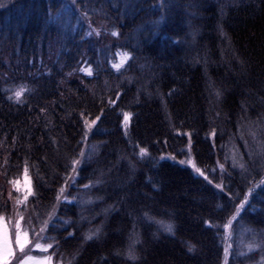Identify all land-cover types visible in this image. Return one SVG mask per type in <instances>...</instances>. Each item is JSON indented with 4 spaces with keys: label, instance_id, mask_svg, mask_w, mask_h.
Masks as SVG:
<instances>
[{
    "label": "trees",
    "instance_id": "16d2710c",
    "mask_svg": "<svg viewBox=\"0 0 264 264\" xmlns=\"http://www.w3.org/2000/svg\"><path fill=\"white\" fill-rule=\"evenodd\" d=\"M70 2L10 0L0 10V89L10 86L5 84V76L36 88L34 94L26 97L28 103L22 105L11 104L0 91V140L10 142L16 136L21 157L24 151L19 145L30 146L33 183L36 170L45 182L41 188L45 199L38 202L36 212H45L62 182L59 177L63 176L65 154L79 147H84L87 153L95 144L98 151L84 165L77 181L87 183L89 178L95 180L103 173L104 182L90 191L78 184L72 186L68 190L72 196H91L93 202L81 208L73 200L60 205L58 215L77 221L83 213L91 223L81 222L82 229L103 224V238L84 244L75 260L73 254L79 241L64 244L62 251L70 257L68 264H221L223 232L209 230L202 223L203 219H215L218 215L212 209L214 200L223 203L220 191L189 167L164 159L135 157L129 140L146 144L154 154L165 151L181 158L179 154L187 141L182 133L193 131L194 141H199L194 149L198 165L213 183L223 179L225 185L242 197L246 182L238 168L230 167L233 149L229 139L232 136L238 147L243 143L238 139L241 131L251 139L247 137L246 126L241 129L235 126L242 101L247 102L243 115L252 121L264 113V0H172L160 30V25L153 26L160 15L155 8L158 0H84L91 10L93 27L110 28L115 24L119 38L103 33L99 37H84L87 23L82 30L65 33L60 25L48 22L50 10L54 15L63 3ZM4 13L11 15L8 24ZM218 23L226 36L217 30ZM4 27L9 28L8 41L6 36L2 37ZM193 31L198 33L195 41ZM172 40L181 43L174 45ZM121 49L134 53L135 62L128 61L132 68L125 74L135 77L131 83L115 69L109 74V63H104L98 79L84 73L65 78L82 59L95 70V61L109 60ZM236 57L245 62L244 72L240 71ZM212 82L228 89L223 103L218 105L219 117L213 107ZM117 87L121 90L120 99L111 109L105 107L107 118L102 117L98 130L93 129L95 135L90 134L87 145H79L80 108L87 105L95 114L101 106L99 98L115 99ZM170 89L174 90L172 95H168ZM41 107L46 111L41 113ZM123 111L132 113L127 136L120 124ZM209 123L217 128L215 148L211 146V138H205ZM5 155L0 147V159ZM129 160L135 165L134 174ZM217 160L225 163L227 171L223 177ZM11 162L17 163L15 152ZM213 168L215 172L211 171ZM149 178L158 182L156 190L149 184ZM7 187L0 174L4 195ZM118 200L125 202L117 203ZM250 202L252 206H247V213L241 214L243 219L238 220L234 230L253 229L260 237L264 233V223L260 222L264 219V192L259 187ZM109 205L114 208L105 213ZM144 211L157 219H171L177 225L176 234L172 236L158 225L146 223L142 218ZM49 234L59 236L62 230L55 229ZM137 238L139 242L134 247L139 259H125L123 253ZM185 242L195 244L197 250L189 253ZM116 251L121 254H115ZM248 255L239 264H257L264 251L254 249Z\"/></svg>",
    "mask_w": 264,
    "mask_h": 264
},
{
    "label": "snow or ice",
    "instance_id": "6c2138e0",
    "mask_svg": "<svg viewBox=\"0 0 264 264\" xmlns=\"http://www.w3.org/2000/svg\"><path fill=\"white\" fill-rule=\"evenodd\" d=\"M172 0H158L155 8L160 11L159 17L153 21V26L158 27L164 22L167 12L170 10ZM3 3H0V8L4 7ZM90 9L84 4V0H71L70 3H63L61 8L56 10L55 14H52L50 10L48 13V22L60 25L65 33H75L77 29H83V25L87 23V31H84V37H91L93 35L99 37L103 34L110 35L112 37L119 38L120 32L115 24L111 25L110 28L93 27L92 22L89 18ZM68 15L65 16L64 14ZM223 10L221 16H223ZM74 17V22H73ZM217 30L221 35L226 36L221 23L217 24ZM198 33L193 31L191 33L193 41ZM82 37V39L84 38ZM171 39V38H169ZM174 45L181 43L178 40H172ZM117 55L120 57L119 62H112L109 60L95 61V70L92 64L87 60L82 59L78 62L77 67L72 72L65 74V78L72 76L75 73H84L86 77H93L98 79L102 71H104V63H109L110 68L108 69L109 74L111 70L115 69L116 73L126 78L131 83L135 77L125 76V74L132 68V63L135 62L133 51H121ZM240 71H245V62L239 57H236ZM127 63V67L125 64ZM205 63L207 61L205 60ZM62 70V69H61ZM5 84H9L0 91H3L5 98L11 104L22 105L28 103L26 97H30L35 93L36 88L30 86L23 81L15 82L10 81L6 76L4 77ZM212 92L211 96L215 100L213 105L216 108V116H220L218 105L223 103V100L227 94L228 89L226 87L215 86L214 82L211 84ZM174 93L173 89L169 90L168 95ZM63 95V94H61ZM115 99L112 97H100V107L94 114L87 105L81 107L77 113L78 123L80 124V140L79 145H87L90 134L95 135L93 129L98 130L99 124L103 123L102 117L107 118L105 113V107L111 109L116 105V101L120 99L121 90L117 87L114 93ZM95 99V98H94ZM264 99V98H262ZM212 104V100L209 101ZM246 101H242L240 104L241 115L238 116L236 127L241 129L247 127V137L243 131L240 132L238 139L243 143L237 146L233 143V137L230 136L229 143L232 145L231 153V169H239L241 179L246 182L242 197L239 193H234L232 188L225 185L223 179L219 182L213 183V180L209 179V175L206 171L198 165L194 149L199 144V141H194L193 131L182 133L187 136L185 149L179 154L181 158L178 159L175 154H168V158L172 161L178 162L180 165H185L191 168V170L202 177L209 185H212L215 189H218L222 194L221 199L223 203H216L214 200V207L212 211L218 213L215 219L206 218L202 220L204 226L207 229L215 228L218 232H223V235H230L229 230L233 226V222H238V219H243L242 213H247L248 207H251L250 197L252 196L256 188H260L264 192V113L260 114V118L257 121H252L243 113L247 112ZM62 106V105H61ZM41 113L45 112L46 109L41 107L39 109ZM132 113L123 111L122 120L120 124L124 130L125 136L128 135V127L130 124V118ZM198 135V133H196ZM259 136V138H257ZM205 138L212 140V147L215 148V140L217 138V128L209 123L208 129L205 132ZM223 139V131L219 137ZM53 143H56L53 141ZM67 143V141H65ZM166 143V141H165ZM129 146L132 151V155L139 159L150 157L149 148L146 144L141 142H135L129 140ZM0 147L4 148L6 155L3 159H0V174H3L5 184H7V194L4 195V189L0 188V264H65L64 252L62 247L69 241L78 240L76 252L73 254V260L76 256L83 251V245L88 242L96 243L103 238V224H98L95 227H89L86 231L82 229L81 222L87 221L91 223L87 217L81 213L79 220L73 221L71 219H62L58 215V206L62 201L66 203H72L76 201L77 206L83 208L84 205H89L93 202L91 196L85 197H74L70 191H66L74 185L78 184L77 177L84 170V165L90 161L98 151V146L93 144L88 148L87 153L84 147H79L78 150H72L65 154L63 176L59 177L62 182L59 183L58 188L55 191V195L49 205L46 207L43 214L36 212V205L38 202L43 201L45 197L41 192V188L44 186V178L40 176L39 171L36 170L35 177L36 183H33L31 171L34 168L33 158L31 155V148L29 145H19L24 151L23 157L20 156L17 151L18 140L16 136L11 137V141L0 140ZM224 148V145H221ZM243 149V151H241ZM59 148L57 147V151ZM15 152L17 163L13 165L11 162V155ZM164 157L162 156L161 159ZM225 163L228 162L229 156L226 153L224 157ZM225 163H221L217 160V165L221 172V177L224 176ZM129 166L134 174L135 165L129 160ZM15 167L16 171L13 172ZM259 169V171L257 170ZM215 172V168L211 170ZM103 173L96 177L95 180L92 178L88 179L87 183H80L78 186L86 191H90L95 185L104 182ZM22 176V178H21ZM229 179L231 178V172H228ZM149 184L153 190L157 189V181L149 178ZM127 195V194H125ZM99 199V197H96ZM124 200H118L117 203H124ZM29 205L33 206L31 212L28 211ZM246 205L248 207H246ZM114 206L109 205L108 208L104 209L105 213L113 210ZM144 221L146 223H154L159 226L164 232L174 236L177 231V225L171 220L157 219L155 216L150 215L148 211L143 212ZM264 223V219L260 221ZM61 226L62 235L54 236L49 233L55 230L57 225ZM135 227V226H134ZM246 231L252 232V239L245 243L240 242L239 245V256H245L247 253L252 252L254 249L264 251V233L260 234V238H257V233L253 229H247ZM79 234V235H78ZM155 235V234H153ZM139 240L133 239L132 244L129 245L126 252L123 253L125 259L130 261H137L139 255L137 254L134 245ZM187 251L194 253L197 250V246L190 242H185ZM232 245L230 243L225 244L223 249V258L221 264H230L229 256L232 255L230 252ZM27 249V250H26ZM33 250H38L39 254H33ZM117 255L121 253L116 251ZM106 259V258H105ZM235 262V256H233V264ZM261 264H264V257L261 258Z\"/></svg>",
    "mask_w": 264,
    "mask_h": 264
},
{
    "label": "rangeland",
    "instance_id": "374dc122",
    "mask_svg": "<svg viewBox=\"0 0 264 264\" xmlns=\"http://www.w3.org/2000/svg\"><path fill=\"white\" fill-rule=\"evenodd\" d=\"M9 2H10V0H0V3H3L4 5H7ZM4 9H5V6L2 7V8H0V10H4ZM10 20H11V15L10 14H7V13H4V21H6V23L8 24ZM162 25H163V23H161L160 26L158 27L159 30L161 29ZM8 27H4L5 31H3V34H2V37L6 36V40L7 41L10 38V33L7 31L9 29ZM0 29H1V23H0ZM125 50L129 51V49H121V50H118L116 52V54L109 59V61L119 62L120 57L117 55V53L118 52H121V51H125ZM109 66H110V64H109ZM149 152H150V157H146L148 159H152L154 161H157V159L158 160H161V157L163 156L164 157L163 158L164 160H169L173 164L180 165L178 162L172 161L171 159H169L168 158V154L169 153H167L165 151H163L161 153H158V154L157 153L154 154L150 150H149ZM180 166H185V165H180ZM185 167H188V166H185ZM21 178H22V176H21ZM77 178H79V176ZM69 189H67L66 191H68ZM250 199H251V197H250ZM64 204H67V203H64V201H62L60 205H64ZM60 205L58 206V208H60ZM246 207H247V205H246ZM32 209H33L32 205H29L28 211L31 212ZM236 223L237 222H233V226L229 230L230 235H222L223 236L222 237V239H223L222 243H223V249H224L225 244L230 243L232 245L231 250H230V252L232 253V255L229 256V262H233V256H235V262L234 263L239 264V262L241 260H244L246 257L249 256L248 255L249 253H247L245 256H239L238 255V252L240 250V248H239L240 242L241 241H244L245 243H247L248 241H250L252 239V232L246 231L248 228L244 229L243 231L235 232L234 225H236ZM238 224H239V222H238ZM56 229H59L60 230L61 229V226L58 224L57 227H56ZM257 238L259 239L260 237L257 236ZM33 254H39V251L38 250H33ZM64 259H65V264H68V259H70V257H66L65 252H64ZM246 264H252V263H246ZM257 264H261V260L257 261Z\"/></svg>",
    "mask_w": 264,
    "mask_h": 264
}]
</instances>
